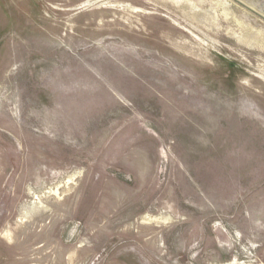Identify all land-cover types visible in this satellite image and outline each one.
I'll return each mask as SVG.
<instances>
[{
  "label": "rangeland",
  "instance_id": "rangeland-1",
  "mask_svg": "<svg viewBox=\"0 0 264 264\" xmlns=\"http://www.w3.org/2000/svg\"><path fill=\"white\" fill-rule=\"evenodd\" d=\"M0 264H264V18L0 0Z\"/></svg>",
  "mask_w": 264,
  "mask_h": 264
},
{
  "label": "water",
  "instance_id": "water-1",
  "mask_svg": "<svg viewBox=\"0 0 264 264\" xmlns=\"http://www.w3.org/2000/svg\"><path fill=\"white\" fill-rule=\"evenodd\" d=\"M234 2H236L237 4L241 5L242 7L250 10L251 12L259 15L260 17L264 18L262 15H260L259 13H257L256 11H254L252 8H250L249 6H247L246 4H244L243 2H241L240 0H233Z\"/></svg>",
  "mask_w": 264,
  "mask_h": 264
},
{
  "label": "bare ground",
  "instance_id": "bare-ground-1",
  "mask_svg": "<svg viewBox=\"0 0 264 264\" xmlns=\"http://www.w3.org/2000/svg\"><path fill=\"white\" fill-rule=\"evenodd\" d=\"M233 1V0H232Z\"/></svg>",
  "mask_w": 264,
  "mask_h": 264
}]
</instances>
